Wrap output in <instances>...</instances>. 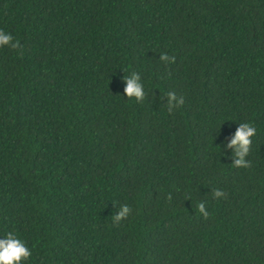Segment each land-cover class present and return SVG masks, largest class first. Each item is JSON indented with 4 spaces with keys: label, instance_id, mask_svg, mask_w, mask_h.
<instances>
[{
    "label": "trees",
    "instance_id": "1",
    "mask_svg": "<svg viewBox=\"0 0 264 264\" xmlns=\"http://www.w3.org/2000/svg\"><path fill=\"white\" fill-rule=\"evenodd\" d=\"M0 29V238L25 264H264V0H0Z\"/></svg>",
    "mask_w": 264,
    "mask_h": 264
},
{
    "label": "clouds",
    "instance_id": "2",
    "mask_svg": "<svg viewBox=\"0 0 264 264\" xmlns=\"http://www.w3.org/2000/svg\"><path fill=\"white\" fill-rule=\"evenodd\" d=\"M4 46L18 48L19 42H13L12 34L0 29V47ZM159 59L165 64L175 62V57L169 56L166 53H161ZM124 85V94L127 98H134L136 101H142L145 98L144 84L138 73L132 72L125 77ZM166 98V105L169 112L184 103L183 98L177 97L174 92H168ZM255 133L256 129L250 123H239L235 131L222 144L223 149L231 150L232 164L235 167L248 168L251 166V161L247 157L252 143L251 138ZM225 154L227 155L228 153L225 152ZM214 195L216 197H222L224 193L216 189L214 190ZM198 210L207 217L208 213L203 202L198 205ZM129 212L130 208L127 205L120 206L119 210L113 215L114 221L118 222L125 219L129 215ZM31 254V249L27 243L17 237L14 232L9 231L3 235V238H0V264H25Z\"/></svg>",
    "mask_w": 264,
    "mask_h": 264
}]
</instances>
